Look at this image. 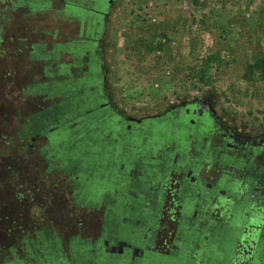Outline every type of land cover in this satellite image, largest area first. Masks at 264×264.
I'll return each instance as SVG.
<instances>
[{
  "label": "flooded vegetation",
  "instance_id": "obj_1",
  "mask_svg": "<svg viewBox=\"0 0 264 264\" xmlns=\"http://www.w3.org/2000/svg\"><path fill=\"white\" fill-rule=\"evenodd\" d=\"M123 1L62 0L73 28L34 45L43 66L33 86L54 101L20 132L28 147L47 138L48 165L69 171L74 204L101 214L94 240H72L70 258L43 251L38 264H235L252 221L259 229L243 264H264V129L233 127L212 94L140 117L116 108L106 91L108 50L146 0ZM38 2L43 10L50 0ZM166 201L172 224L161 227ZM220 204L223 213L211 217Z\"/></svg>",
  "mask_w": 264,
  "mask_h": 264
},
{
  "label": "rangeland",
  "instance_id": "obj_2",
  "mask_svg": "<svg viewBox=\"0 0 264 264\" xmlns=\"http://www.w3.org/2000/svg\"><path fill=\"white\" fill-rule=\"evenodd\" d=\"M28 1L0 0V264H38L43 251L70 258L72 240H94L101 222L99 211L74 204L69 171L48 165L47 138L40 134L28 147L29 135L20 132L30 115L54 101L33 86L43 66L34 58L35 43L73 28L60 13L62 0L43 10ZM140 6L132 29L129 17L123 35L113 32L107 54L106 91L116 108L140 117L212 94L233 127L264 129V0H146ZM225 206L209 215L219 217ZM173 212L166 201L161 227L172 224ZM257 229L255 221L247 226L235 264L244 263Z\"/></svg>",
  "mask_w": 264,
  "mask_h": 264
},
{
  "label": "trees",
  "instance_id": "obj_3",
  "mask_svg": "<svg viewBox=\"0 0 264 264\" xmlns=\"http://www.w3.org/2000/svg\"><path fill=\"white\" fill-rule=\"evenodd\" d=\"M25 1V0H24ZM28 2H30V4L32 5V7H34V8H39V2H38V0H30V1H28ZM52 133H55V132H52ZM55 143H56V141H55ZM50 146V145H49ZM53 146V145H52ZM62 256V255H61ZM60 257V256H59ZM59 259V258H58Z\"/></svg>",
  "mask_w": 264,
  "mask_h": 264
}]
</instances>
